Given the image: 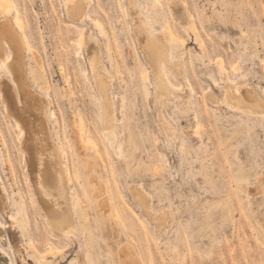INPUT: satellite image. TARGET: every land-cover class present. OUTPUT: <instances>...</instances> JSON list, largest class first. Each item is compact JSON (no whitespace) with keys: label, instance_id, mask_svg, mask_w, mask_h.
Masks as SVG:
<instances>
[{"label":"rangeland","instance_id":"obj_1","mask_svg":"<svg viewBox=\"0 0 264 264\" xmlns=\"http://www.w3.org/2000/svg\"><path fill=\"white\" fill-rule=\"evenodd\" d=\"M12 1L10 18L20 11L22 32L37 50L23 53L26 81L56 112L47 126L65 149L77 231L61 238L52 229L0 92V195L7 201L3 211L0 198V220L7 225L0 232L7 252L0 264H123L127 248L140 264H264V114L225 104L226 89L244 82L264 110V0H136L164 42L169 28L176 33L175 56L185 78L167 67L180 89L161 106L171 132L159 119L153 84L142 79L151 69L129 0H90L80 21L68 16L65 0ZM96 49L113 76V145L95 101L90 56ZM1 75L18 93L4 66ZM80 122L93 141L85 148ZM90 166L99 174L107 210L94 194ZM137 189L162 213V224L134 196Z\"/></svg>","mask_w":264,"mask_h":264},{"label":"bare ground","instance_id":"obj_2","mask_svg":"<svg viewBox=\"0 0 264 264\" xmlns=\"http://www.w3.org/2000/svg\"><path fill=\"white\" fill-rule=\"evenodd\" d=\"M89 1L90 0H65L68 16L76 21L82 20L87 14L86 9L89 5ZM14 6L15 3L12 0H0V55L2 56L0 67L4 66L8 74L12 76L14 83L18 87V93L7 77L0 78V92L5 98L6 108L15 124V132L22 146L29 180L35 189L36 195L38 196L37 198H39L42 207L47 213L52 229L59 237L69 238L71 234L77 231V222L72 213L73 206L71 204L72 201L69 192L71 173L67 162L63 159L64 147L55 143L53 138L54 135H52L47 126L49 116L55 117L56 112L50 108L49 103L45 99L30 90V86L26 81L23 69V53L24 51H29L37 55V50L31 44L25 33L22 32L23 17L20 11L16 9L14 18H10L11 10ZM129 10L132 13L134 32L140 50L151 69L150 73H148V71L143 73L142 79L144 81H150L153 84L154 98L158 106L159 119L165 125V128L171 132V124L161 108L163 104L165 105V100H169L172 95L176 94L175 91H178L180 88L171 80L167 72V67L181 77V79L185 78L183 63L175 56L173 42L176 38V33L168 27V39H166L167 42H164L157 35V30L153 22L141 16L136 0H129ZM95 24L102 33L105 32L103 23L100 20L96 19ZM83 36L84 32L82 31L77 39L80 46L83 43ZM7 47L12 48L13 52L7 53ZM101 61V53L96 49L90 56L93 76L97 85L95 101L97 103L99 118L104 124L105 136L113 145L117 139L116 124L118 120L111 91L113 76L107 68L102 66ZM219 63V69L222 72L225 66L222 60H219ZM111 64L113 65L112 60ZM0 77H2V75ZM214 82H217V80H214ZM233 82H235V80ZM244 85L243 82V84L237 83L233 86H229L226 92L224 91L226 94L225 104L227 103L229 109L235 111L248 113L257 112V116L259 115L258 113H260V115L264 114L261 102L255 99L257 97H254L250 90L245 89L244 87L246 85ZM214 89L215 88H213V91ZM146 91L149 94L148 87H146ZM215 92L218 94L219 90ZM77 133L80 135L83 148H85L88 143L93 142L91 141V136L87 127L81 122L79 123ZM119 149H121V147H119ZM96 157L99 158L98 153ZM98 176L99 174L90 166V181L97 186L94 189V194L99 198L101 202L100 205L107 210L109 209V202H107V196H104V190ZM0 182L2 184V190L5 192L1 175ZM134 196L143 201L146 209L154 216L157 224L163 223L165 219L162 217V213L161 216L156 214L157 211L152 209L147 195L144 192L137 189L134 191ZM0 198L2 209L6 211L7 201L3 194L0 195ZM159 212L160 211H158V213ZM9 216L11 218L14 217L13 214ZM6 226V223L0 220V232H3ZM57 248L61 249L60 247ZM53 249L54 246L49 242L48 250L51 252ZM125 250H127V253L121 254L123 264H140L131 248ZM40 253L39 255L41 257H46L45 253ZM0 254H7L6 250L1 245ZM10 264L13 263L10 262Z\"/></svg>","mask_w":264,"mask_h":264}]
</instances>
